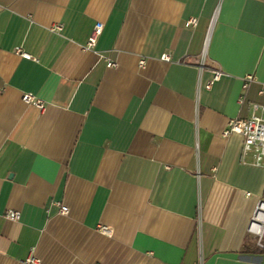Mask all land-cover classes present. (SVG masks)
Instances as JSON below:
<instances>
[{"label":"crops","instance_id":"1","mask_svg":"<svg viewBox=\"0 0 264 264\" xmlns=\"http://www.w3.org/2000/svg\"><path fill=\"white\" fill-rule=\"evenodd\" d=\"M254 102L264 0H0V264H264Z\"/></svg>","mask_w":264,"mask_h":264},{"label":"built area","instance_id":"2","mask_svg":"<svg viewBox=\"0 0 264 264\" xmlns=\"http://www.w3.org/2000/svg\"><path fill=\"white\" fill-rule=\"evenodd\" d=\"M197 23V18L192 17L186 21V26H194ZM104 24L102 22H97L92 34L90 35L87 45L85 48H93L98 40V37L103 31ZM55 30L61 29L60 25H55L53 27ZM17 52L21 54L22 57L27 59L34 58L31 53L23 51L21 47H17ZM205 53L206 49L203 50L202 53V66L205 60ZM165 60H170L171 57L169 54H164L162 56ZM143 63V61H142ZM109 66H114L116 63L109 61ZM213 71V78L211 81L208 82L207 87H211L213 82L218 80L222 75L223 72L219 69H214ZM255 77L252 74H249L245 77L244 87H247L248 82L254 80ZM23 100L26 103H33L37 105L39 108H44V103L36 97L32 93H25L23 95ZM258 112H264V104L254 102L252 103V114L247 118L235 117L231 118L228 122L227 127L225 128L223 135L229 136L232 133L240 134L243 138V145H242V162L257 166V167H264V115L259 114ZM60 207V212L62 214L69 213V206L62 203L57 202ZM8 217L12 219H16L19 217V213L16 211H10L8 213ZM100 230L103 233L111 234V229L107 226H101ZM248 235L252 237L255 241L256 246L264 250V195L261 196L253 210L248 228H247ZM39 260L33 256L28 257L25 260V264L30 263H38Z\"/></svg>","mask_w":264,"mask_h":264}]
</instances>
